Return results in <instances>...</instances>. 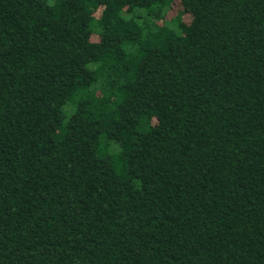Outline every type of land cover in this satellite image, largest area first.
I'll use <instances>...</instances> for the list:
<instances>
[{
	"label": "trees",
	"instance_id": "trees-1",
	"mask_svg": "<svg viewBox=\"0 0 264 264\" xmlns=\"http://www.w3.org/2000/svg\"><path fill=\"white\" fill-rule=\"evenodd\" d=\"M0 264H264V0H0Z\"/></svg>",
	"mask_w": 264,
	"mask_h": 264
},
{
	"label": "rangeland",
	"instance_id": "rangeland-1",
	"mask_svg": "<svg viewBox=\"0 0 264 264\" xmlns=\"http://www.w3.org/2000/svg\"><path fill=\"white\" fill-rule=\"evenodd\" d=\"M180 10H181L180 5L178 4V2H175L172 10V15H176ZM180 15L183 20H188L189 18V16L186 13L185 14L180 13Z\"/></svg>",
	"mask_w": 264,
	"mask_h": 264
}]
</instances>
